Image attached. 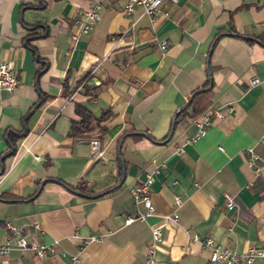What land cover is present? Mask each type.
Wrapping results in <instances>:
<instances>
[{"label":"crops","instance_id":"crops-1","mask_svg":"<svg viewBox=\"0 0 264 264\" xmlns=\"http://www.w3.org/2000/svg\"><path fill=\"white\" fill-rule=\"evenodd\" d=\"M96 3L99 18L79 31L72 18ZM124 3L0 0V58L18 79L0 88V242L6 219L30 239H57L55 252L12 247L0 264H71V254L77 264H147L153 227L152 264H223L194 235L238 251L264 243V0H163L169 14L153 16ZM76 103L105 114L100 126L70 132ZM213 107L221 115L177 151ZM146 169L154 211L126 222L145 210L129 187ZM173 210L175 221L164 216Z\"/></svg>","mask_w":264,"mask_h":264},{"label":"built area","instance_id":"built-area-1","mask_svg":"<svg viewBox=\"0 0 264 264\" xmlns=\"http://www.w3.org/2000/svg\"><path fill=\"white\" fill-rule=\"evenodd\" d=\"M177 1V0H171ZM163 0H125L123 11L125 13H130L134 5H141L142 13L153 16L155 12L161 11L163 14L168 15L169 11L162 8ZM98 3L94 6L89 7L83 11L80 16H74L72 18V23L75 25L79 31L86 32L91 29L95 21L99 18L98 13ZM162 48L166 47V41L162 40L160 42ZM259 78L253 76L249 79L251 84L257 83ZM18 82L16 73L14 72L11 63L8 60L0 58V88H4L8 91L14 89ZM221 115V110L218 107H213L207 109L205 112L194 118V122L197 126L196 132L185 137L183 142L179 143L176 146L177 151L183 149L185 143H190L195 140L198 136L205 133L206 128L212 122V116ZM264 137V134H263ZM90 151L94 157L102 156L104 153L101 140L97 133H94L90 137ZM246 152L248 156L245 159V162L248 165H252L255 157V152L252 147H247ZM260 166L255 165L254 170L259 171ZM153 180V173L151 170L146 169L144 172V177L132 184L129 187V191L135 202H140L145 207V210H140L136 215H128L125 218V221H131L134 218L143 219L150 213L154 211V203L152 201L149 187ZM225 196L227 198V206L229 208L234 206L232 197L226 192ZM182 201L180 195L176 194L174 196V204L179 205ZM166 218L175 221L177 219V212L175 210L166 213L164 215ZM264 221V213L261 215ZM5 239L0 242V253L5 254L10 248L18 247L20 249H29L37 255H44L47 253L56 251L57 239H54L51 242L38 241L35 239H30L26 237L25 233L22 231V228L18 225L13 224L10 220L6 219L5 221ZM198 239L200 243L208 249L207 257L212 262H221L223 264H250L256 258H264V243L249 245L245 250L238 251L234 248L226 247L218 243L212 236L206 235L203 237H198L197 235L193 236ZM89 239H97L98 235H89ZM161 239V230L159 227L152 228L151 240L145 247V252L147 254V264H152L153 255L156 249L157 241ZM63 252V251H61ZM78 255H70V263L77 264Z\"/></svg>","mask_w":264,"mask_h":264},{"label":"trees","instance_id":"trees-1","mask_svg":"<svg viewBox=\"0 0 264 264\" xmlns=\"http://www.w3.org/2000/svg\"><path fill=\"white\" fill-rule=\"evenodd\" d=\"M37 25L34 24L32 25L31 28H35ZM239 35H242L240 33H237ZM29 35H25V38H26V41H28ZM248 40H251V37L250 35H244ZM259 40L264 43V35L262 37H259ZM43 66H41L40 68H38V71L42 68ZM43 100V99H42ZM40 99V101H42ZM183 108L185 107H182V109L178 112V114L183 110ZM75 111L76 113L78 114V118L77 119H73L72 120V124H71V128H70V132L72 133H81L83 130H86V129H92V128H95L96 126L99 127L100 125V121L103 119L104 115L105 114H102L98 117H95L91 110L89 108H87L85 105L81 104V103H76L75 104ZM101 127L104 128V126L102 125ZM19 135V134H18ZM17 136H10V144H11V151L10 152H13L15 147H16V143H15V140H16ZM76 187H80L79 184L76 185Z\"/></svg>","mask_w":264,"mask_h":264}]
</instances>
